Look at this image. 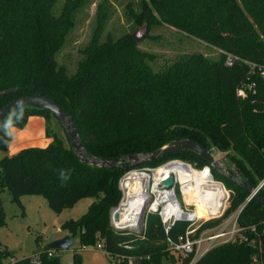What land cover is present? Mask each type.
<instances>
[{
	"label": "trees",
	"instance_id": "obj_1",
	"mask_svg": "<svg viewBox=\"0 0 264 264\" xmlns=\"http://www.w3.org/2000/svg\"><path fill=\"white\" fill-rule=\"evenodd\" d=\"M243 1L254 22L237 0H141L139 22H147L149 28L172 27L216 48L218 59L193 52L162 65L156 54L139 47L132 34L103 38V27L97 26L81 50L83 58L76 70L70 72L58 56L75 28L76 10L83 0H0V108L21 97H48L74 118L85 148L100 158L149 153L174 140H192L207 150L213 144L254 188L264 179V79L251 65L264 67V0ZM228 55L238 60L233 66L226 64ZM246 82L255 83V93L240 98L237 89ZM34 114L46 119L50 135L55 116L49 110L15 109L1 122L0 154L7 149L9 127L23 126ZM53 135L47 148L0 157V192L7 189L16 203L22 196L43 194L58 214L83 198H94L81 218L62 225L80 234L82 247L101 243L111 253L133 254L140 264L179 263L168 250L157 214L148 218L145 239L111 226L110 210L119 202V179L125 170L84 164ZM173 159L196 167L208 164L194 152L176 151L134 167ZM212 172L234 191L226 215L244 205L238 225L248 240L218 245L195 264H255L254 258L264 264V208L246 202L247 194L237 182L214 168ZM259 194L264 197V188ZM4 220L0 196V225ZM219 222L211 221L204 228ZM187 225L177 222L170 235L184 232ZM123 244L138 248L126 250ZM60 253L45 249L3 263L12 254L0 244V264H34V257L42 264H60ZM73 258L74 264H81L78 251Z\"/></svg>",
	"mask_w": 264,
	"mask_h": 264
},
{
	"label": "rangeland",
	"instance_id": "obj_2",
	"mask_svg": "<svg viewBox=\"0 0 264 264\" xmlns=\"http://www.w3.org/2000/svg\"><path fill=\"white\" fill-rule=\"evenodd\" d=\"M237 1L250 21L254 22L253 16L246 10L245 2ZM60 6L61 4L58 5ZM140 9L141 0H83L82 5L76 10L75 28L58 56L60 63L66 65L70 72H74L78 61L83 58L81 50L92 40L97 26L103 27V38L108 35L119 38L139 31L144 25L138 21L137 13ZM149 34L151 37L144 39L139 47L156 54L162 65L193 52L202 53L211 59L219 58L220 52L216 48L187 38L172 27L156 25L149 28ZM261 38L264 39V36ZM49 126L50 135L46 133V119L39 114L30 115L23 126L11 125L8 129L7 149L0 157H12L27 148H47L54 142L53 133L70 146L68 136L57 118L53 117ZM224 155L225 153L220 151L218 157ZM230 191L233 198L234 191L232 189ZM0 196L5 210L4 224L0 225V244L12 254L5 260L6 263L33 256L35 251L45 250L51 242L71 236L74 244L69 250L61 251L60 264H74L75 251L80 253L81 264H114L111 257L97 250L95 246L82 247L78 232L70 233L62 227L66 220L81 218L88 211L94 198H83L74 207L58 214L49 207L48 200L43 194L22 196L19 203L12 201L7 189L1 191ZM172 255L177 259L176 253ZM164 264L179 263L165 261Z\"/></svg>",
	"mask_w": 264,
	"mask_h": 264
},
{
	"label": "built area",
	"instance_id": "obj_3",
	"mask_svg": "<svg viewBox=\"0 0 264 264\" xmlns=\"http://www.w3.org/2000/svg\"><path fill=\"white\" fill-rule=\"evenodd\" d=\"M236 61L237 58L232 55L226 58L228 66H233ZM251 67L254 73L264 79V67L255 63ZM251 92L255 93V83L246 82L238 87L237 96L247 98ZM229 167L236 171L234 165ZM224 168L229 171L228 167ZM171 176L174 177V185L162 186ZM262 188L264 179L254 187L253 192L259 193ZM119 190V202L110 210L111 226L133 228L123 233L145 239L148 218L157 214L167 235L168 250L177 254L179 264H184L186 260H189L188 264H195L218 245L248 240L241 234L238 225V217L244 205L226 215L231 203V191L223 181L215 178L212 167L208 164L196 167L190 162L173 159L158 166L132 167L121 175ZM250 200L251 196L247 197L246 202ZM199 207L202 208L203 216L197 213ZM211 221L220 222L204 228ZM177 222L188 225L184 232L171 236L170 231ZM136 226L140 231L135 230ZM252 230L256 233L255 226ZM121 247L130 251L138 248L134 244H123ZM96 249L111 257L114 264L123 260H127L129 264H140V260L133 254L111 253L101 243L97 244ZM52 254L51 252L50 255ZM254 261L255 264H260L257 258ZM3 263H6L5 260ZM33 263L42 264L39 257H34Z\"/></svg>",
	"mask_w": 264,
	"mask_h": 264
},
{
	"label": "water",
	"instance_id": "obj_4",
	"mask_svg": "<svg viewBox=\"0 0 264 264\" xmlns=\"http://www.w3.org/2000/svg\"><path fill=\"white\" fill-rule=\"evenodd\" d=\"M149 31V26L147 22L143 25V27L132 33V37L136 41V43H141L144 39L147 38ZM38 107L49 110L62 124L69 142L70 147L76 154L77 158L84 164L93 166V167H101L107 169H119V170H127L139 164H143L145 162L153 161L159 159L165 155L176 151H191L195 154L202 157L208 165L212 168L216 169L220 174L225 175L231 180L237 182L246 192L247 197L251 196V200L257 203L259 206L264 208V197L259 193H254V188L250 186V184L244 180L237 172L231 170L229 165L227 164V154L223 156V158L218 157L220 150L212 144L211 150H207L203 148L197 142L192 140H174L161 148L149 152V153H138L132 155H126L119 158H100L95 157L85 148L82 143L78 128L76 126L74 118L67 113L59 104L48 97L44 96H27L21 97L19 99L13 100L10 103L4 105L0 108V125L5 116L11 111L21 108V107ZM211 142V141H210ZM212 143V142H211ZM214 151V152H213ZM224 166L228 170L224 168ZM174 185V177L171 176L168 180L162 183L164 187H171ZM119 232L127 231L133 228L127 227H118L112 225ZM136 231H140L138 227H135ZM264 242V237H262ZM74 244V240L71 236H66L62 239L51 242L46 246V249L54 250V251H66L69 250ZM40 250L35 251L34 254L39 253Z\"/></svg>",
	"mask_w": 264,
	"mask_h": 264
},
{
	"label": "bare ground",
	"instance_id": "obj_5",
	"mask_svg": "<svg viewBox=\"0 0 264 264\" xmlns=\"http://www.w3.org/2000/svg\"><path fill=\"white\" fill-rule=\"evenodd\" d=\"M197 213H198L199 216H203L204 215V213L202 212V208H200V207L197 209Z\"/></svg>",
	"mask_w": 264,
	"mask_h": 264
}]
</instances>
